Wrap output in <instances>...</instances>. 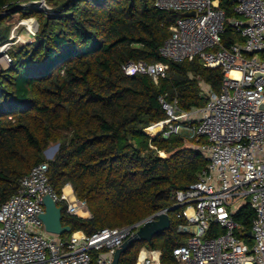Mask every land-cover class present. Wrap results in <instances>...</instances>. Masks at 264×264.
Returning <instances> with one entry per match:
<instances>
[{"label":"trees","instance_id":"1","mask_svg":"<svg viewBox=\"0 0 264 264\" xmlns=\"http://www.w3.org/2000/svg\"><path fill=\"white\" fill-rule=\"evenodd\" d=\"M24 2L0 0V13ZM155 2L73 0L55 14L25 9L39 13L35 40L16 46L10 52L13 66L0 74V202L17 193L34 167L48 163L55 192L61 195L70 184L91 214L88 219L67 215L60 205L63 225L72 228L63 237L78 231L90 236L171 209L177 191L197 183L209 162L192 146L203 140L183 134L164 139L150 136L147 129L166 119L161 97L177 99L184 111L203 107L202 82L219 92L224 72L205 67L198 58L173 62L162 57L169 28L180 14L162 11ZM221 4L228 17L235 16L231 0ZM5 19H0L1 38L11 31L9 25L2 28ZM223 38L226 46L242 41L230 26ZM130 62H163L169 73L157 82L127 75L124 68ZM53 143L59 144L58 153L46 160L44 152ZM178 212L169 213L168 231L150 245H131L119 264H136L140 244L159 251L163 264H175L174 250L185 242L178 232L185 221ZM254 216L248 205L235 216L238 237L250 245Z\"/></svg>","mask_w":264,"mask_h":264},{"label":"built area","instance_id":"2","mask_svg":"<svg viewBox=\"0 0 264 264\" xmlns=\"http://www.w3.org/2000/svg\"><path fill=\"white\" fill-rule=\"evenodd\" d=\"M231 1L233 17L227 16L222 0L155 2L162 11L180 14L169 28L171 35L161 49L162 57L173 62L198 58L205 67L224 72L219 92L202 82L203 107L184 111L177 99L161 97L166 119L147 129H153L150 136L161 134L164 139L183 134L203 140L192 148L209 162L197 183L176 193L177 217L185 221L179 227L185 242L174 250L175 264H264V0ZM23 5H34L45 13L44 8H52L48 0H25ZM189 13L195 15L187 16ZM227 26L239 35L240 43L224 44ZM11 45L0 46V74L13 66ZM124 71L157 82L168 76L169 67L163 62H130ZM48 172V163L34 167L20 181L17 193L0 202V264H113L117 250L127 240L146 222L169 210L90 236L83 231L68 238L50 234L42 220L46 196L62 205L67 215L85 218L82 214L90 215V211L70 184L72 195L65 189L58 195ZM247 205L255 214L251 246L238 237L235 220ZM136 264H163L161 253L146 247Z\"/></svg>","mask_w":264,"mask_h":264},{"label":"water","instance_id":"3","mask_svg":"<svg viewBox=\"0 0 264 264\" xmlns=\"http://www.w3.org/2000/svg\"><path fill=\"white\" fill-rule=\"evenodd\" d=\"M73 0H67L63 4H61L58 7L55 8H44L46 12L48 13H58L62 11L67 4H69ZM28 8H34V5H27V6H18L14 9H10L5 13H0V19H5L9 15L19 12L21 10H25ZM195 13H189L187 16H194ZM53 150L52 157L55 156V154L59 150V144H55L54 146L48 148L45 150L44 154L47 156V154ZM44 206H45V213L42 215V220L45 225L46 232L58 236H63L65 234H71L72 228L70 226H64L62 223L63 219V208L61 206H58L54 199L51 196H46L44 198ZM180 208V206H174L171 209L168 210L167 213H161L157 219H153L151 221L146 222L139 231L135 234L134 237L127 240L121 248H119L116 252L114 262L113 264H119L122 255L128 250V248L133 245L136 242H142L151 244L153 241V238L159 235H162L166 231H168L171 228V219L169 216V213L175 212ZM248 237H252V233H248Z\"/></svg>","mask_w":264,"mask_h":264},{"label":"rangeland","instance_id":"4","mask_svg":"<svg viewBox=\"0 0 264 264\" xmlns=\"http://www.w3.org/2000/svg\"><path fill=\"white\" fill-rule=\"evenodd\" d=\"M56 1L57 0H48L49 4H51V3L54 4ZM32 10L33 11H31V10H29V11L21 10V11H19L17 13H13V14L9 15L5 19L4 23L2 24V28L5 29V26L9 25L11 27V31H10L9 35L6 38H1V36H0V46H4L6 43H11L12 44L11 45V49H10V52H11L18 45H25V44H29V43H33L34 42V40H35L34 34L37 32V30L39 28L38 20H37V18L39 17V13L38 12H42V11L38 10V12H35L34 9H32ZM27 12L28 13L30 12L29 17L28 18H24L23 15L25 13H27ZM5 35L6 34H4L2 36H5ZM147 132H148V134L149 133L153 134V129L151 128ZM54 145H55L54 143L50 144L48 148H50V147H52ZM51 153H52V154H50L51 158H49L48 156H46L44 154L46 160H54V158L56 157L58 152L55 154L54 157H52V155H53L52 150H51ZM159 155H160V157H166V154L164 152L159 153ZM178 232H180L179 228H178ZM252 243H253V241H252ZM143 245L140 244V245L136 246L135 250L146 248Z\"/></svg>","mask_w":264,"mask_h":264},{"label":"bare ground","instance_id":"5","mask_svg":"<svg viewBox=\"0 0 264 264\" xmlns=\"http://www.w3.org/2000/svg\"><path fill=\"white\" fill-rule=\"evenodd\" d=\"M232 75H238V73L237 72H233L232 73ZM52 152H53V150H52ZM50 154H52L51 153V151L47 154V156L49 157V158H51V155ZM65 193L67 194V195H72V189H71V186H67L66 188H65ZM84 217H87V215L88 214H82Z\"/></svg>","mask_w":264,"mask_h":264},{"label":"crops","instance_id":"6","mask_svg":"<svg viewBox=\"0 0 264 264\" xmlns=\"http://www.w3.org/2000/svg\"><path fill=\"white\" fill-rule=\"evenodd\" d=\"M91 217V214L90 215H88L87 217H85V218H83V217H81V218H83V219H88V218H90Z\"/></svg>","mask_w":264,"mask_h":264}]
</instances>
